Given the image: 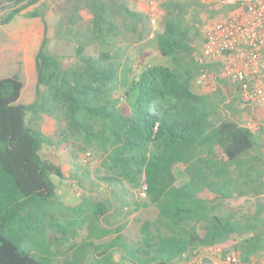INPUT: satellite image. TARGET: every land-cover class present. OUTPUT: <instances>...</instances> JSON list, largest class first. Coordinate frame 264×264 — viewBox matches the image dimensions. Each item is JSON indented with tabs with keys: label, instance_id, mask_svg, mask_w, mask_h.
<instances>
[{
	"label": "trees",
	"instance_id": "trees-1",
	"mask_svg": "<svg viewBox=\"0 0 264 264\" xmlns=\"http://www.w3.org/2000/svg\"><path fill=\"white\" fill-rule=\"evenodd\" d=\"M38 1L0 0V26ZM66 1L56 35L73 31L80 10L92 15L87 31L77 33L73 61L64 66L50 50L43 21L34 100L18 102L23 85L17 76L0 79V264H173L214 247L237 252L245 264L259 262L262 144L235 119L232 102L225 118L215 93L192 90L200 71L211 69L196 58L200 16L223 9L209 10L199 0L165 2L154 40L170 65L130 75L108 51L121 29L144 32L147 17L121 0ZM93 45L101 49L95 56L86 52ZM41 116L61 126L58 141L37 127ZM68 140L80 151L100 153L99 180L116 187L121 200L130 194L136 211L156 209L155 220L141 224L137 243L126 241L123 226L101 225L108 217L105 202H59L57 188L66 174L58 152ZM142 185L145 197L138 201L133 194ZM233 198L255 201L237 210L224 204ZM81 230L83 240L72 242Z\"/></svg>",
	"mask_w": 264,
	"mask_h": 264
},
{
	"label": "rangeland",
	"instance_id": "rangeland-1",
	"mask_svg": "<svg viewBox=\"0 0 264 264\" xmlns=\"http://www.w3.org/2000/svg\"><path fill=\"white\" fill-rule=\"evenodd\" d=\"M121 1L132 11L145 12V5L141 1ZM68 3L66 0H39L22 10L7 25L0 26V79L13 76L19 78L23 85L18 100L19 103L29 104L34 100V57L43 37V21L47 27L50 50L59 57L64 66H67L73 61V44L77 39V33L87 31L92 15L87 9L80 10L79 15L81 16V21L70 26L73 31L71 33H65L66 35L62 36L56 35L55 26L64 13L63 8L67 7L69 5ZM25 12L37 13L38 17H26L24 15ZM227 13L228 11L223 9L214 15L207 12L201 14L200 31L202 38L197 43V59L199 58L202 47L204 26L226 16ZM3 15L4 13L1 11L0 18ZM41 17H43V20ZM141 28H137V30L121 29V34L113 39L111 49L108 51V54L112 57L116 65L121 70L125 69L130 75L138 74L148 66L170 65L168 59L160 55L154 40L155 33L151 32L148 23L144 27V32L141 31ZM100 50L96 45H93L88 47L86 52L95 56ZM205 65L211 68H206L205 70L216 76L217 66L212 63ZM195 79L192 82V90L194 92L198 94L215 93L221 99L220 112L225 118H230L231 116V112L225 106L232 102L233 108L236 110L235 119H238L240 124L245 127L248 111L241 106L240 94L233 92L232 87L226 80L221 78L216 79L215 90L205 92L196 87ZM36 125L44 134L50 136L53 140H59L58 134L61 126L56 124L51 118L41 116L36 121ZM61 149L58 152V156L64 163L66 178L62 180L57 188L56 195L59 202L69 207L81 204L83 202L82 200L105 202L108 207V217L107 220H102L101 225L107 226L112 224L114 227L119 225L123 226L122 233L126 241L132 244L137 243L140 239L141 224L144 222H153L157 215L156 209L148 206L136 211L130 194L121 200L120 195L122 193L117 192L116 187L101 182L99 178L102 176L103 171L101 169L102 158L100 153L90 149L89 152L92 154V159L84 162L82 156L85 151H80L77 143L68 140ZM262 149L264 151L263 146ZM72 162L76 165V168L72 165ZM174 171L175 173L179 172V168H175ZM133 198L138 201L143 199V197L138 195V192H134ZM259 199L264 201V195L259 197ZM253 201L255 200L233 198L226 200L224 204L232 209L245 210L251 207ZM85 235V230L79 231L77 238L72 242H81ZM61 250H65L67 254L65 247ZM113 256L115 260L118 259L117 252ZM188 256H183L173 264H184ZM63 257V255L57 256L59 260ZM262 261H264V257L259 262Z\"/></svg>",
	"mask_w": 264,
	"mask_h": 264
},
{
	"label": "built area",
	"instance_id": "built-area-1",
	"mask_svg": "<svg viewBox=\"0 0 264 264\" xmlns=\"http://www.w3.org/2000/svg\"><path fill=\"white\" fill-rule=\"evenodd\" d=\"M151 32L159 31L163 17L162 5L171 0H140ZM209 10L228 11L227 15L203 28V42L198 61L217 66L214 76L202 69L195 79L198 89L212 92L216 79L226 80L233 92L240 94L241 106L248 111L245 128L258 136L264 148V0H199ZM83 161L92 159L84 152ZM146 186L138 191L145 197ZM184 264H245L234 251L221 247L194 251ZM254 264H264L256 262Z\"/></svg>",
	"mask_w": 264,
	"mask_h": 264
},
{
	"label": "crops",
	"instance_id": "crops-1",
	"mask_svg": "<svg viewBox=\"0 0 264 264\" xmlns=\"http://www.w3.org/2000/svg\"><path fill=\"white\" fill-rule=\"evenodd\" d=\"M138 1H140V0H138ZM138 12H140V11H138Z\"/></svg>",
	"mask_w": 264,
	"mask_h": 264
}]
</instances>
